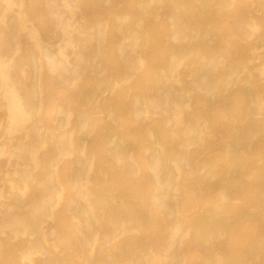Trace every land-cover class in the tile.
<instances>
[{"label":"bare ground","instance_id":"1","mask_svg":"<svg viewBox=\"0 0 264 264\" xmlns=\"http://www.w3.org/2000/svg\"><path fill=\"white\" fill-rule=\"evenodd\" d=\"M0 264H264V0H0Z\"/></svg>","mask_w":264,"mask_h":264}]
</instances>
